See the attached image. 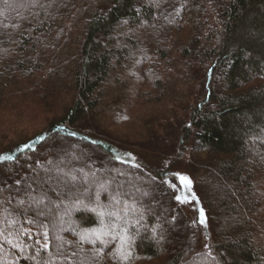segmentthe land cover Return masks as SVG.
<instances>
[{
  "label": "trees",
  "instance_id": "obj_1",
  "mask_svg": "<svg viewBox=\"0 0 264 264\" xmlns=\"http://www.w3.org/2000/svg\"><path fill=\"white\" fill-rule=\"evenodd\" d=\"M27 3L0 0V155L16 158L0 164V182L43 176L52 151L80 144L64 166L111 181L128 225L141 217L158 229V244L138 234L131 264H263L264 0H37L24 12ZM179 171L206 216V251L177 199ZM72 221L98 226L83 212ZM20 224L31 238L0 241V264L91 254L71 231L55 241V214ZM116 247L101 264H118Z\"/></svg>",
  "mask_w": 264,
  "mask_h": 264
},
{
  "label": "snow or ice",
  "instance_id": "obj_2",
  "mask_svg": "<svg viewBox=\"0 0 264 264\" xmlns=\"http://www.w3.org/2000/svg\"><path fill=\"white\" fill-rule=\"evenodd\" d=\"M4 2L7 3V0H4ZM30 2L35 4L37 0H30ZM123 23H127V21H123ZM72 135H75V133H72ZM40 139H43V137ZM28 147L30 146H24V148ZM20 151H23V149H20ZM15 159V156L0 155V164ZM63 163V159L57 163L48 161V164L52 166L43 167V176L36 172L34 176L17 180L15 182L16 187L8 185L7 181L0 182V241L10 242L8 237L14 232L17 235H29V238H31V229L23 227V224H20L19 228L16 227L20 223L21 216L24 217V223L26 224L41 225V218H48L55 214L61 226L59 230L71 231L78 237L77 243L80 245V251H83L85 243L92 245L89 256L80 257L76 251L63 256L68 264H85L86 259L89 264H101L107 254L105 249L109 245L115 244L119 246L110 253L111 257L118 261V264H131V261L135 258L132 249L139 230L133 231L135 225L129 226L127 220H125L129 205L124 194L119 190L110 191L111 181H100L96 178L94 171L85 172L83 168H67L61 166ZM182 179L190 184L187 178ZM50 192L55 193V199L49 194ZM102 192L106 194L108 204L102 203ZM177 199H180V197H177ZM13 200L16 202L10 210L7 205H11ZM76 212L91 214L93 223L98 224V226H76L72 221V215ZM30 213L34 215H29ZM201 217L200 222L204 223L202 210ZM122 220L124 221L123 225L119 223ZM64 225H67V227L65 228ZM43 235L45 241H47V232ZM39 243L37 241V244ZM0 246H2V243H0ZM62 247L63 245L57 251H61ZM48 248L49 244L47 242L41 245V249L44 251H47ZM207 255L213 260L215 259L210 249ZM43 264H50V261L45 260Z\"/></svg>",
  "mask_w": 264,
  "mask_h": 264
},
{
  "label": "rangeland",
  "instance_id": "obj_3",
  "mask_svg": "<svg viewBox=\"0 0 264 264\" xmlns=\"http://www.w3.org/2000/svg\"><path fill=\"white\" fill-rule=\"evenodd\" d=\"M27 1H28V3H27L28 7H26L24 9V12L27 11V9L30 6L29 0H27ZM249 142H251V141H249ZM249 145L251 146V143ZM80 147H81L80 144H76L75 143L74 145L71 146V151H67V153H65L64 155H62L61 153H56L55 152L56 150L52 151L51 152L52 153V157H54L53 159H54V161L56 163L60 162L61 159H63L64 163L61 166H64L67 163V161H69L71 159L75 160V158H76L75 154H76L77 151H79L81 149ZM253 150L254 151L256 150L255 147H254ZM51 166L52 165L47 164L45 167H51ZM106 166H107V162H104L101 165V167H103V168L106 167ZM39 171L41 173H43V169H39ZM178 175L181 177V180H180V178L178 176H176L177 179H176V177L172 179L173 183L175 181V183L178 184V186H179V195L177 197H180V199H178V200L181 202L182 208L185 210V212H187L189 214V216L191 218H193V217L195 218V216H196L199 219V221H201V219H202V217H201V208L194 201L193 192L190 189V184L186 183L185 180L182 179V178H187V177H186V175L183 172H180V171L178 172ZM119 184H120V182H118V185ZM50 193H53V192H50ZM136 193H139V192L136 191ZM53 194H55V193H53ZM155 205H156L155 203H152V207H154ZM220 215L223 216V214H221V212H220ZM205 217L206 216L204 214V217H203L204 223L200 222L201 227H202V236H201L200 245H199V249H198L199 252H200V250L201 251H206L208 249V247H209L210 242H211V236H210V234H209V232L207 230L206 224H205ZM138 221H139V223H135V225L137 226V229L139 230V234H142L143 232H147L149 234V239H151L156 244H158L159 241H160V239L158 237V235H160V234H158V229L156 231L149 230L146 227V224L144 223L143 218H141V217H138ZM60 227H61L60 225L58 227L54 226V233L56 234L55 235V241L58 242V243L61 241L60 238H59V232H61L59 230ZM58 246H59V244H58ZM118 246L119 245L117 244V247ZM26 255H27V253H26ZM32 260L36 263L37 262V257L34 255ZM47 260L50 261V264L56 263V260L54 258H52L49 254H47ZM262 263L264 264V261Z\"/></svg>",
  "mask_w": 264,
  "mask_h": 264
}]
</instances>
